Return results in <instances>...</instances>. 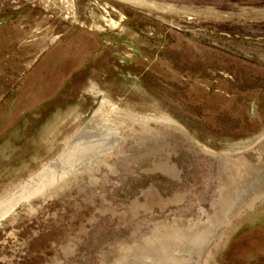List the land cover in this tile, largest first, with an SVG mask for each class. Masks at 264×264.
Returning a JSON list of instances; mask_svg holds the SVG:
<instances>
[{"label":"rangeland","instance_id":"1","mask_svg":"<svg viewBox=\"0 0 264 264\" xmlns=\"http://www.w3.org/2000/svg\"><path fill=\"white\" fill-rule=\"evenodd\" d=\"M0 264H264V0H0Z\"/></svg>","mask_w":264,"mask_h":264}]
</instances>
